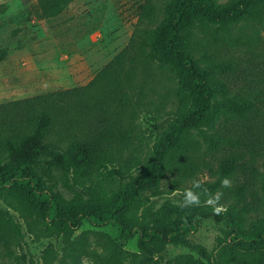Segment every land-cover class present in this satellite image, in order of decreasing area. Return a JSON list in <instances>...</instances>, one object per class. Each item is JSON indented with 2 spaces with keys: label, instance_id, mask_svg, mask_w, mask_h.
I'll return each instance as SVG.
<instances>
[{
  "label": "trees",
  "instance_id": "trees-1",
  "mask_svg": "<svg viewBox=\"0 0 264 264\" xmlns=\"http://www.w3.org/2000/svg\"><path fill=\"white\" fill-rule=\"evenodd\" d=\"M71 1L39 0L37 11L57 16ZM249 24L264 28V0H146L130 44L89 84L28 99L11 118L0 117L2 201L36 242L62 236L72 252L62 262L49 244L41 264H78L88 248L73 238L83 218L98 226L117 224L125 237L137 228L148 240L188 244L182 227L192 220L150 206L197 180L211 194L221 191L219 203L226 208L215 214L207 205L201 217L227 224L235 243L222 248L219 260L202 251L204 258L184 255L173 263L264 264V49L259 64L247 61L242 55L252 54L261 33L244 40L235 32ZM242 44L250 45L240 55ZM159 73L175 83L176 109L169 130L151 144L140 122L148 113L149 79ZM59 128L67 135L59 137ZM55 158L82 191L48 203L33 183L40 181L38 167ZM207 172L208 180L198 176ZM225 178L229 187H222ZM207 198L201 195L199 205ZM0 211L6 215L0 216V237L15 236L20 245L13 216ZM139 257L122 249L104 263L133 264Z\"/></svg>",
  "mask_w": 264,
  "mask_h": 264
},
{
  "label": "rangeland",
  "instance_id": "rangeland-1",
  "mask_svg": "<svg viewBox=\"0 0 264 264\" xmlns=\"http://www.w3.org/2000/svg\"><path fill=\"white\" fill-rule=\"evenodd\" d=\"M37 1L0 0L1 118H11L20 102L89 84L130 44L139 20V7L146 2L72 0L62 13L46 18L38 13ZM258 31L261 37L257 38L258 42L252 41V54L242 56H247V61L259 64L264 49V28L259 24H249L235 32L244 40H251ZM248 45L237 47V53L241 55L246 52ZM219 55L229 59L225 51ZM234 58L237 60L236 55ZM174 88L173 79L166 74L159 73L149 79L146 88L148 113L141 116L140 123L151 144L168 131L174 121ZM76 128L77 125H74L73 129ZM206 128L208 131L211 129L210 125ZM58 130L59 137L68 133L60 128ZM1 133L0 144L4 136L3 129ZM212 163H216L213 158ZM38 172L40 181L33 183V186L38 197L45 202H52L57 195L72 199L77 192L82 191L72 186L69 169L58 158L43 162ZM198 176L210 179L208 172ZM1 190L3 188L0 185V210H9L22 235L18 236L21 241L18 245L19 240L15 236L2 234L0 264H41L42 250L49 244L58 250L62 262L68 261L72 252H69L70 246L66 244L65 238L61 236L36 242L20 215L2 201ZM183 199V192L175 191L156 197L150 209L158 212L164 207L169 208L179 211L182 218L192 220L182 227L183 238L188 244L170 239L148 240L137 228L133 229V236L125 237L117 224L98 226L83 218L73 238H77V242L85 241L88 248L80 252L78 264H105V258L122 249L140 254L133 264H174L178 256L204 258L202 251L210 258L219 260L222 248L235 243L236 235L227 224L217 222L213 217H201L209 210L206 203L199 205L202 207H182ZM0 216L6 215L0 211ZM142 237L145 238L144 248L139 246Z\"/></svg>",
  "mask_w": 264,
  "mask_h": 264
},
{
  "label": "clouds",
  "instance_id": "clouds-1",
  "mask_svg": "<svg viewBox=\"0 0 264 264\" xmlns=\"http://www.w3.org/2000/svg\"><path fill=\"white\" fill-rule=\"evenodd\" d=\"M221 184L222 187H229L231 185V181L228 178H225L222 180ZM194 189H202V192H196L194 191ZM201 195H205L208 197L205 203L213 207V211L215 214H220L222 211H226V208L219 203L223 193L221 191H217L215 194L209 193L207 188H203L202 181L199 180L193 182L192 188L186 189L184 191V199L181 206H199Z\"/></svg>",
  "mask_w": 264,
  "mask_h": 264
}]
</instances>
